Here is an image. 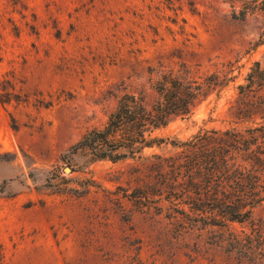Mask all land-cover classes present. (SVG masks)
Here are the masks:
<instances>
[{
	"label": "rangeland",
	"instance_id": "374dc122",
	"mask_svg": "<svg viewBox=\"0 0 264 264\" xmlns=\"http://www.w3.org/2000/svg\"><path fill=\"white\" fill-rule=\"evenodd\" d=\"M229 60L235 81L156 130L167 141L142 157L79 154L74 171L60 160L123 93L152 100L157 71L184 61L203 78ZM255 61L264 68V14L234 19L220 0H0V264H253L215 243L218 227L181 232L149 192L167 169L154 156L178 153L170 140L251 125L230 106Z\"/></svg>",
	"mask_w": 264,
	"mask_h": 264
},
{
	"label": "trees",
	"instance_id": "16d2710c",
	"mask_svg": "<svg viewBox=\"0 0 264 264\" xmlns=\"http://www.w3.org/2000/svg\"><path fill=\"white\" fill-rule=\"evenodd\" d=\"M220 1L229 5L234 19L264 14V0ZM179 66L181 73L157 71L150 84L155 93L150 101L141 91L123 93L105 124L84 133L60 160L74 171L73 158L79 154L90 162L142 157L145 148L167 141L154 135L156 130L176 117L189 116L198 100L214 92L218 96L235 81L234 71L240 68L229 60L208 76L196 78L189 74L186 62ZM235 91L232 114L251 125L243 131L200 129L188 139L170 140L178 153L154 156L156 165L167 169L157 173L156 186L149 194L167 203L170 218L181 232L218 227V246L226 244L227 251L240 261L259 264L264 262V219L252 218L253 209L264 200V68L258 61L248 68ZM6 185V180L0 182V195ZM233 223H247L249 228L239 233Z\"/></svg>",
	"mask_w": 264,
	"mask_h": 264
}]
</instances>
